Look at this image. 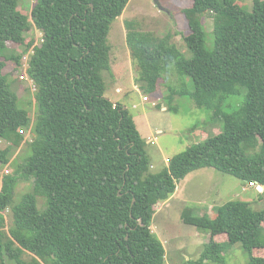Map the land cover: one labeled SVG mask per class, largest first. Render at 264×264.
I'll use <instances>...</instances> for the list:
<instances>
[{
  "label": "trees",
  "instance_id": "trees-1",
  "mask_svg": "<svg viewBox=\"0 0 264 264\" xmlns=\"http://www.w3.org/2000/svg\"><path fill=\"white\" fill-rule=\"evenodd\" d=\"M129 2L36 0L31 18L43 40L27 69L37 87L32 127L1 61L8 43H24L31 22L19 11V0H0V139L18 142L29 128L34 134L22 168V176L33 179L32 192L15 202L16 176H6L0 191V262L7 256L16 264H166L164 244L152 230L155 206L170 200L188 175L213 168L264 186V0H253L252 12L236 0H191L184 11L191 58L173 54L165 38L152 40L165 48L158 51L141 35L130 34L146 93L157 92L162 71L173 64L195 86L191 91L184 85L182 96L208 111L211 121L224 122L219 134L170 159L160 173L151 171L147 142L129 109L106 97L108 37ZM207 15L214 22L211 51L203 23ZM242 94L238 109L226 112V101ZM10 151H0L2 165L9 164ZM8 208L14 224L4 242ZM192 211H184L183 222L211 236L199 260L182 264H224L238 243L248 264H264V257L254 254L264 250V210L230 201L211 215ZM222 235L228 240L218 242ZM25 254L33 257L31 263Z\"/></svg>",
  "mask_w": 264,
  "mask_h": 264
},
{
  "label": "rangeland",
  "instance_id": "rangeland-1",
  "mask_svg": "<svg viewBox=\"0 0 264 264\" xmlns=\"http://www.w3.org/2000/svg\"><path fill=\"white\" fill-rule=\"evenodd\" d=\"M159 3L158 4H156ZM36 0H19V11L27 16L31 28L23 44L8 43V55L1 59L5 63L4 74L8 76L13 89L20 98V108L28 112L32 127L37 122L38 104L37 87L29 78L27 69L29 59L35 47L40 46L43 33L32 22L31 11ZM192 7L191 0H130L123 14L113 22L108 37L111 46V71L103 74L106 82V97L129 109L137 129L146 140V150L152 161V172L165 170L170 159L184 153L191 146L201 143L209 134H219L224 126L223 120L211 121V114L199 108L196 103L182 96L183 86L194 91L191 78H181L174 65L164 66L158 79V90L148 94L139 80L141 68L134 59L130 34L141 35L152 49H165L160 43L152 41L165 38L168 50L181 56L191 58L184 37L191 33L184 11ZM252 12V0H246L241 6ZM206 32V49L214 47V22L210 15L203 17ZM151 35L155 37H150ZM178 51V52H176ZM20 58L18 63L8 57ZM173 62H176L175 60ZM138 80V82H137ZM244 101V94L231 97L226 101L225 111L233 113ZM18 142L0 139V151L10 149L9 164L0 161V191L6 176H16L18 184L15 190V202L33 190V179L22 176V168L31 156L30 144L34 134L29 128L21 131ZM178 192L173 201L155 206L152 230L162 241L166 250V264H182L185 259L199 260L204 246L210 240V233L187 225L182 220L184 211L192 208L194 216H202L216 211L230 201H244L254 211L264 210V190L248 185L231 175L223 174L213 168H206L188 175L178 184ZM41 209L45 200L39 198ZM210 208V209H209ZM5 225L2 229L6 242L13 227V212L8 208L4 213ZM218 242L228 240L226 235L218 236ZM255 256L264 257V250H256ZM23 259L31 263L33 257L25 254ZM249 257L240 243L234 245L226 256L224 264H248ZM0 264H16L9 257H4ZM215 264V263H210Z\"/></svg>",
  "mask_w": 264,
  "mask_h": 264
},
{
  "label": "crops",
  "instance_id": "crops-1",
  "mask_svg": "<svg viewBox=\"0 0 264 264\" xmlns=\"http://www.w3.org/2000/svg\"><path fill=\"white\" fill-rule=\"evenodd\" d=\"M236 1H237V4H238V5L243 6V4H244V2H245L246 0H236ZM252 3H253V0H252ZM190 175H191V174H190ZM177 190H178V188H177ZM177 190H176V193L178 192ZM176 193H175V195H174L170 200H168V201H166V202H163V203H169L170 201H173V200L175 199L176 195H177ZM161 204H162V203H161ZM209 209H210V208H209ZM206 214L211 215L209 210H208V213H206ZM204 215H205V214H204ZM202 216H203V215H202Z\"/></svg>",
  "mask_w": 264,
  "mask_h": 264
},
{
  "label": "water",
  "instance_id": "water-1",
  "mask_svg": "<svg viewBox=\"0 0 264 264\" xmlns=\"http://www.w3.org/2000/svg\"><path fill=\"white\" fill-rule=\"evenodd\" d=\"M156 1H157V0H156ZM156 4H158V5H159V3H157V2H156ZM125 108H126V107H125ZM261 188L264 190V186H261Z\"/></svg>",
  "mask_w": 264,
  "mask_h": 264
},
{
  "label": "built area",
  "instance_id": "built-area-1",
  "mask_svg": "<svg viewBox=\"0 0 264 264\" xmlns=\"http://www.w3.org/2000/svg\"><path fill=\"white\" fill-rule=\"evenodd\" d=\"M251 185H254V184H251ZM255 186V185H254ZM255 187H257V189H258V187H261V186H255Z\"/></svg>",
  "mask_w": 264,
  "mask_h": 264
}]
</instances>
